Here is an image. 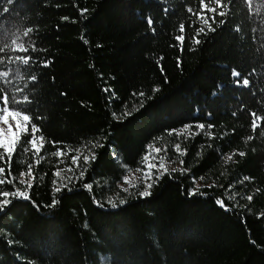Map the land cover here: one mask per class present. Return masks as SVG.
Segmentation results:
<instances>
[{
    "label": "trees",
    "instance_id": "trees-1",
    "mask_svg": "<svg viewBox=\"0 0 264 264\" xmlns=\"http://www.w3.org/2000/svg\"><path fill=\"white\" fill-rule=\"evenodd\" d=\"M221 2L225 8L215 0H0V72H9L0 79V107L8 94L11 110L13 92L32 101L10 166L7 156L0 161V191L30 197L10 196L0 212V264H264V0ZM202 7L225 11H205L210 23L215 15L214 31L198 19ZM27 28L29 52L12 51ZM24 55L33 57L29 65L14 62ZM31 123L41 129L38 153ZM155 148L153 156L180 170L162 175L148 197L120 189ZM29 166L31 189L17 180ZM68 169L71 180L56 177ZM193 177L201 191L190 196ZM229 185L237 195L225 210L217 199Z\"/></svg>",
    "mask_w": 264,
    "mask_h": 264
},
{
    "label": "snow or ice",
    "instance_id": "snow-or-ice-1",
    "mask_svg": "<svg viewBox=\"0 0 264 264\" xmlns=\"http://www.w3.org/2000/svg\"><path fill=\"white\" fill-rule=\"evenodd\" d=\"M200 2L203 5L204 0H200ZM215 2H216L217 7H219V8H225L226 7V5L221 2V0H215ZM228 2L231 3L232 0H228ZM246 2L250 4V3H252V0H246ZM83 11H86V10H83ZM188 11L191 12L192 9L189 8ZM205 11L206 12L216 13V15H219V16H222V17L225 16L226 13H225V11L217 12V8H211V7H202L201 8L200 13L198 14V19L202 20L204 25H207L209 31H214L215 29L212 27V23L216 22L215 15L211 17V21L212 22L210 23L209 19L204 15ZM65 19H67V18H65ZM147 23L149 24L150 27L152 26L153 20H152L151 17L148 18ZM219 23L220 24H224V23H226V21L225 20H221ZM152 30H153V32L155 31L154 28ZM179 30L181 32V35L176 36L175 39L179 42V46H180L181 51H182L183 50V42H184V39H185V37L183 35V32H184V25L183 24L180 25V29ZM235 30L239 31V28L237 27ZM33 31L34 30L32 28H27L22 33V35L21 34L15 35V38H13L11 40V45L15 46V47L12 48V51H21V52H24V53H28L29 52V48L25 46V42L22 39V37L29 36V34L32 33ZM202 32H204V28L203 27H201L196 32V37H199V35ZM0 35H3V33H0ZM193 43L199 44L200 40L198 38H196V39L193 40ZM32 50L33 51L36 50L34 43H33ZM4 51H5L4 47H0V53H2ZM9 60H10V62H13L11 60V58H9ZM32 60H33V57H31L30 55H24V56H16L14 62H19V64H21V65H29L30 61H32ZM0 62H2V58H0ZM42 66L47 67L48 66V62L45 61L42 64ZM21 73H22V69H21V67L18 66L15 69V75H16V77L18 79H23V76L21 75ZM232 74H233V76H239L240 75V73L237 72L236 70H233ZM8 76H9V72H0V79L8 77ZM30 78L33 79V80L36 79L35 75H32ZM8 82L11 83V81H8ZM243 85L244 86H248L249 85V79L244 78L243 79ZM103 90L105 91V93H108L109 91H111L110 88H105ZM158 90L159 89H153V91H158ZM0 91H3V89L0 88ZM18 91L23 92L24 89L21 88V89H18ZM132 95L134 97L135 96L143 97L145 95V93L141 91L139 93H133ZM117 99L118 98L115 96V94H113L109 98L110 102L115 101ZM31 103H32V101H31L29 95L25 94V95H22V96H20L18 98L16 96L15 92H13L11 94V104H10L11 110H9V96H8V94H5L3 96V105L4 106L0 107V122H2L3 125H6L7 128L5 129V128L0 127V149H3V151L0 152V161H3L4 157L7 156L8 157L9 166H10V162L12 160L13 153L15 151V146H16L17 142L20 139V133H26L27 130H28L27 129V125H28V123H30L32 121L31 110L28 107V105L31 104ZM140 103H141V105H143V100H141ZM122 107L127 108V102H125L122 105ZM22 113H24V115H21ZM112 115H113L114 118H116L118 114L115 111H113ZM123 115L124 116H130V115H132V112L125 111L123 113ZM233 115H236V114L233 113ZM253 115L255 116V113H253ZM9 118H11L12 121H15V130L13 129V125L10 124V122H9ZM35 119L37 121H39L42 118L39 117V116H36ZM257 119H259V117L254 119L253 122H252V129H253L254 132L257 129V127H259V125L257 124ZM118 122H122V121H118ZM197 127L199 129L203 130L205 125L201 123V124H198ZM212 127H213V125H211V124L208 125L209 129H211ZM188 128H189V126L185 125L184 126V131H187ZM31 131H32V137H31L30 143H31L32 149L35 150V152L38 153L40 151V147H38V139H37L35 134L38 131H41V129L38 127V125L36 123H31ZM5 133H7V135ZM178 134H180V133H178ZM207 135L211 136V133H207ZM41 139H42V137H41ZM252 139H253L252 136L248 137V140H252ZM40 146H42V145H40ZM101 146H103V145H101ZM27 150H28L27 148L24 149V151H27ZM176 150L177 151L180 150V145L179 144L176 145ZM160 151H161V149H159V148L151 149L149 154L144 156V158H143L146 163L150 160V158L151 159H159V168L163 169L164 171L163 172H159V174L156 176L155 180H153L152 169L156 168L157 165L153 164V163H147V169L148 170L144 171L143 172V176H142V179L144 180V189H143V191H141L139 193V195L141 197L150 196L151 195V191L150 190L152 189L153 184L156 181H158L160 179V177L162 175H164L165 173H167V171H168L167 167L164 164V158L152 155L153 152L159 153ZM181 154L183 155V153H181ZM56 155H61V153L58 151L56 153ZM232 155H235V153H233ZM232 155H227L226 159L227 160H231L232 159ZM239 155L244 156L245 153L244 152H240ZM89 159H90V157L88 155H83V161H84L85 164H87L89 162ZM91 159L95 160L96 159L95 155H92ZM79 160H80V155H77V156L73 157V161L74 162H78ZM180 163L183 164L184 163L183 160H181ZM68 171H71V169H68ZM86 171H87V169L85 168L84 171L80 172V178H83L85 176ZM136 171L140 172L142 170H141V168H137ZM175 171H176V169H173V172H175ZM4 172H5V169L3 167H0V175H2ZM20 175L21 176H24V175L31 176L32 175L31 166H29V171L27 173L21 172ZM56 175L58 177H60V173L59 172H57ZM60 179L63 180L65 178L64 177H60ZM67 179L71 180L72 177H68ZM192 179H193V185L194 186L188 190L190 196L196 195L198 192L201 191L200 188L195 184L196 178L193 177ZM199 179L203 180L204 177L201 176V177H199ZM247 179H249V178L248 177L244 178V180H247ZM124 181H125V183L129 184V187H136V185L133 184L132 181L128 179V177H124ZM149 181H151V182H149ZM8 182L11 183V181H8ZM19 182L21 184H27V188L28 189H31L33 187V185H32L30 180L29 181L20 180ZM4 183H5V180L0 179V184H4ZM54 183H56V181H54ZM62 186L66 187V185H62ZM214 186L215 185H209L208 187H214ZM84 187L89 189V190H91L92 184L86 183L84 185ZM221 187H223V186H221ZM231 189H232V186L229 185L228 188L225 190L224 199H221V198L217 199V204L219 206L225 208V210H229L228 206L225 204V199L232 200L237 195V193L231 192ZM55 190L57 192H60L61 191V187H57ZM123 191L126 192V191H128V189H123ZM229 192H231V195H229ZM201 194H203V193L201 192ZM0 196L4 197L3 199H0V212L4 211V209L11 204L12 201L8 198L10 196L11 197H17V198L30 199V197H29V195H28V193L26 191H20L19 189H16L13 192L0 191ZM247 199L249 201H252L253 196L252 195H248ZM57 202L58 201L56 199H53L51 204L49 205V207H54ZM119 202H120V204H124L125 200L121 199ZM97 203H99V202H97ZM108 203H110L113 208L117 207V204L115 202H113L111 199L108 200ZM100 206H103V205L100 204ZM37 207H39V206H37Z\"/></svg>",
    "mask_w": 264,
    "mask_h": 264
},
{
    "label": "rangeland",
    "instance_id": "rangeland-1",
    "mask_svg": "<svg viewBox=\"0 0 264 264\" xmlns=\"http://www.w3.org/2000/svg\"><path fill=\"white\" fill-rule=\"evenodd\" d=\"M9 122H10V124L13 125V129L15 130V121H12L11 118H9ZM0 127L5 128V129L7 128V126L3 125L2 122H0ZM5 134L7 135V133H5ZM147 163H153V164L157 165L156 168L152 169L153 180H155V178L159 174V172H163L164 171L163 169L159 168V159H151L150 158V160ZM147 163H145L144 167L141 169L142 171H140V172L130 171L126 176H124V177H128V179L131 180L132 183L136 185V187H129V184L125 183L124 178L122 179V181L118 185V187L120 189H122V190L123 189H130V188L135 189L136 188V189H139L140 192L143 191V189H144V180L142 179V176H143V172L148 170L147 169ZM164 164L167 167L168 171L173 172V169H176V171L180 170L179 164L176 163V162H173L172 160H167V161L164 160ZM59 173H60V177H64L65 178V176H66V178H67V176H68V170L62 171V172H59ZM56 177L58 179H60V177H58L57 175H56ZM17 180L18 181H20V180L29 181L28 178H26L24 176H21V175L17 178ZM61 181H64V179L61 180ZM149 182H151V181H149ZM195 184L198 187L201 186V184L198 181H195Z\"/></svg>",
    "mask_w": 264,
    "mask_h": 264
}]
</instances>
